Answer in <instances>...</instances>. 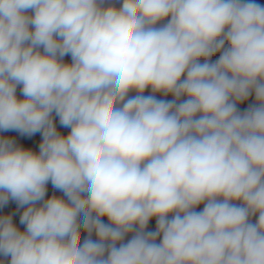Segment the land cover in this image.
I'll list each match as a JSON object with an SVG mask.
<instances>
[{
	"label": "clouds",
	"instance_id": "9594fccd",
	"mask_svg": "<svg viewBox=\"0 0 264 264\" xmlns=\"http://www.w3.org/2000/svg\"><path fill=\"white\" fill-rule=\"evenodd\" d=\"M8 130L42 135L38 152L0 137V207L27 206L23 231L0 216L10 264H264L254 0H0Z\"/></svg>",
	"mask_w": 264,
	"mask_h": 264
},
{
	"label": "crops",
	"instance_id": "0c3cea01",
	"mask_svg": "<svg viewBox=\"0 0 264 264\" xmlns=\"http://www.w3.org/2000/svg\"><path fill=\"white\" fill-rule=\"evenodd\" d=\"M112 3H114L117 7L120 6V4L122 3V0H111ZM255 3H258L262 6H264V0H254ZM166 22V21H165ZM219 53H217L215 56H213L211 58V62H215L218 58H219ZM65 59L69 62H71V57L70 56H65ZM203 61H201L202 63ZM134 93H130V95H133ZM151 94V90L148 89L145 91V95H149ZM157 99H165V100H171L173 99V97L171 95H168L167 97L163 96L162 94H157ZM183 99H186V97H183ZM255 104V98H254V95L253 96H250L248 98V100L244 101V102H241L237 105L238 109L243 112L244 110H246L250 105H253ZM203 208V205H200L198 206V208L196 209L197 211H201ZM257 217H253L252 218V222L255 223V220H256ZM102 222L104 223H108L107 221V218H103L102 219ZM155 227H156V221H155V218H153L152 220H150L149 224H148V227H147V231H155ZM86 233L84 234V236L86 237ZM132 237V234H128L126 237H125V240L124 242L126 243L128 240H130ZM92 239L95 240L96 239V236H95V233H93V236H92ZM159 242V240L157 241ZM119 246V245H118ZM0 264H10V261L6 260V259H3V258H0Z\"/></svg>",
	"mask_w": 264,
	"mask_h": 264
},
{
	"label": "built area",
	"instance_id": "2783aa9c",
	"mask_svg": "<svg viewBox=\"0 0 264 264\" xmlns=\"http://www.w3.org/2000/svg\"><path fill=\"white\" fill-rule=\"evenodd\" d=\"M17 97L19 99L23 98V95L20 90V86L17 87ZM53 195L63 197V193L60 190L54 188L51 184V181H49L47 184V191H46L45 199L50 198ZM39 203H42V202H38L37 206H39ZM25 207L27 206L25 205L24 207H18L17 202L15 200L10 199L6 205H4L3 207H0V216L11 215L13 219V223L17 226L19 230L23 231L25 230L26 226L20 223V216L23 213ZM0 258L10 261V257L6 258L0 255Z\"/></svg>",
	"mask_w": 264,
	"mask_h": 264
},
{
	"label": "rangeland",
	"instance_id": "374dc122",
	"mask_svg": "<svg viewBox=\"0 0 264 264\" xmlns=\"http://www.w3.org/2000/svg\"><path fill=\"white\" fill-rule=\"evenodd\" d=\"M65 61H67V60L65 59ZM67 62L70 63L69 61H67ZM133 95H135V93ZM54 122L56 124L57 130L61 134H63V135L68 134L70 129L63 127L59 122V118L56 117L55 115H54ZM0 137L11 138V139L15 140V142L18 146L24 147L26 149H31L34 152L39 151V144L41 143V140H42V135L40 132H37V133L33 134L32 136H27V135H21L16 130L0 131Z\"/></svg>",
	"mask_w": 264,
	"mask_h": 264
}]
</instances>
